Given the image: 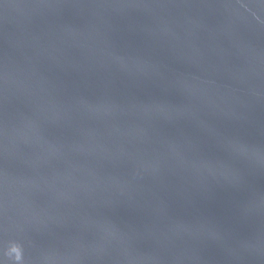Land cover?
Masks as SVG:
<instances>
[{"label":"water","instance_id":"water-1","mask_svg":"<svg viewBox=\"0 0 264 264\" xmlns=\"http://www.w3.org/2000/svg\"><path fill=\"white\" fill-rule=\"evenodd\" d=\"M0 264H264V0H0Z\"/></svg>","mask_w":264,"mask_h":264}]
</instances>
